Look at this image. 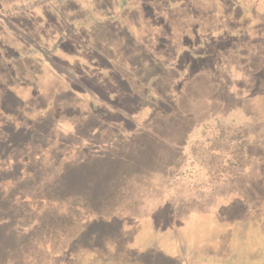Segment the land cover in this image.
<instances>
[{
  "label": "rangeland",
  "instance_id": "1",
  "mask_svg": "<svg viewBox=\"0 0 264 264\" xmlns=\"http://www.w3.org/2000/svg\"><path fill=\"white\" fill-rule=\"evenodd\" d=\"M0 264H264V0H0Z\"/></svg>",
  "mask_w": 264,
  "mask_h": 264
},
{
  "label": "trees",
  "instance_id": "2",
  "mask_svg": "<svg viewBox=\"0 0 264 264\" xmlns=\"http://www.w3.org/2000/svg\"><path fill=\"white\" fill-rule=\"evenodd\" d=\"M156 132V131H155ZM157 133V132H156ZM125 134V133H124ZM149 136V137H148ZM147 137H146V139H145V141H142V140H136V139H134L135 140V142H138L139 144H141L144 148H145V150L146 151H148V150H156L157 151V146H155L154 144H160V146L161 145H163V148H164V145H167L166 143H165V139H164V137L160 134V136H161V138L163 139V141H161V140H158V139H156V138H153L152 136V134L150 133L149 135H148ZM159 136V135H158ZM159 136V137H160ZM133 139V138H132ZM175 145V144H174ZM159 149V148H158ZM175 149H177V148H175ZM150 152V151H149ZM175 152H176V150H175ZM174 152V153H175ZM177 153V152H176ZM172 160H174V154H171V158H170V160L168 161V164L167 165H169L170 163L169 162H171ZM171 165V164H170ZM213 174H214V172H212V171H207L206 172V174L204 175V177H203V182H204V184H206L208 187H210L211 186V184H213V181H215V177L213 176ZM175 176V175H174ZM193 173L191 172V170L186 166L185 167V170L184 171H182V173H181V179H180V183L182 184V183H185V184H188V183H190L192 186L191 187H187L186 189H187V191H189V192H191V191H193V192H195V195L196 196H194L195 197V199H196V201H198V202H201V203H203V200H201L202 198H201V196H199L198 195V193H197V190L195 189L196 187H195V185H193L194 184V180L192 179L193 178ZM169 181H171L170 183L171 184H174V183H176V181H177V179H172V178H170L169 179ZM179 181V180H178ZM217 183V182H216ZM195 187V188H194ZM172 190H174L173 188H172ZM183 191H184V189H183ZM182 190L181 191H178V190H175L174 192H175V194H180V193H182L183 192ZM187 193V192H186ZM188 198H189V196H188ZM203 205H204V203H203ZM205 206V205H204ZM206 207V206H205Z\"/></svg>",
  "mask_w": 264,
  "mask_h": 264
},
{
  "label": "crops",
  "instance_id": "3",
  "mask_svg": "<svg viewBox=\"0 0 264 264\" xmlns=\"http://www.w3.org/2000/svg\"><path fill=\"white\" fill-rule=\"evenodd\" d=\"M240 109H241V108H240ZM239 111H240V110H238V111L235 110V111L232 112V113L229 112V115H231V114H235L236 112H239ZM223 115H225V114H223ZM219 116H220V115H219ZM215 118H216V117H215ZM211 121H214V118H213ZM195 133H196V131L194 132V134H195ZM194 134H193V135H194ZM183 154H185V151L183 152ZM210 208L213 209L214 207L211 206ZM211 209H210V211H211ZM212 211H213V210H212ZM213 212H214V211H213ZM213 212H211V213H213ZM213 214H214V213H213ZM223 219L225 220L226 218H223Z\"/></svg>",
  "mask_w": 264,
  "mask_h": 264
}]
</instances>
